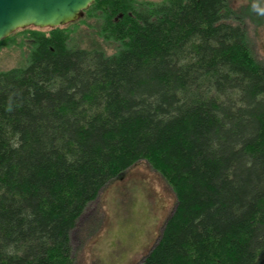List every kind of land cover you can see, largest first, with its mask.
I'll return each instance as SVG.
<instances>
[{
    "label": "trees",
    "instance_id": "16d2710c",
    "mask_svg": "<svg viewBox=\"0 0 264 264\" xmlns=\"http://www.w3.org/2000/svg\"><path fill=\"white\" fill-rule=\"evenodd\" d=\"M91 12L114 53L69 44L82 20L29 27L0 72V264H74L79 218L141 160L176 198L141 264H264V62L230 0Z\"/></svg>",
    "mask_w": 264,
    "mask_h": 264
},
{
    "label": "rangeland",
    "instance_id": "374dc122",
    "mask_svg": "<svg viewBox=\"0 0 264 264\" xmlns=\"http://www.w3.org/2000/svg\"><path fill=\"white\" fill-rule=\"evenodd\" d=\"M230 7L247 28L253 55L264 62V0H230ZM98 13H85L81 23L69 28V44L112 54L115 46L99 35ZM16 32L0 46V72L27 64L26 36ZM175 207V195L164 178L146 161L137 162L108 183L79 218L71 233L74 264H141Z\"/></svg>",
    "mask_w": 264,
    "mask_h": 264
},
{
    "label": "water",
    "instance_id": "95a60500",
    "mask_svg": "<svg viewBox=\"0 0 264 264\" xmlns=\"http://www.w3.org/2000/svg\"><path fill=\"white\" fill-rule=\"evenodd\" d=\"M95 0H0V42L18 30L80 21Z\"/></svg>",
    "mask_w": 264,
    "mask_h": 264
}]
</instances>
